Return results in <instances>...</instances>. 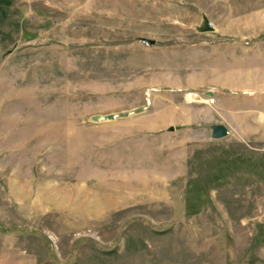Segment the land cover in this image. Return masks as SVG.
<instances>
[{"label": "rangeland", "instance_id": "1", "mask_svg": "<svg viewBox=\"0 0 264 264\" xmlns=\"http://www.w3.org/2000/svg\"><path fill=\"white\" fill-rule=\"evenodd\" d=\"M226 53L264 65V0H0V264H264V100L150 126L157 77Z\"/></svg>", "mask_w": 264, "mask_h": 264}, {"label": "crops", "instance_id": "2", "mask_svg": "<svg viewBox=\"0 0 264 264\" xmlns=\"http://www.w3.org/2000/svg\"><path fill=\"white\" fill-rule=\"evenodd\" d=\"M222 56L225 58L219 64L201 69L195 66L196 72L192 75L187 74L184 67L173 66L153 81L155 89H164V94L151 95L153 132L191 125L227 127L226 119L231 125L241 120L252 121L254 104L264 100V65H254L251 58L246 65L238 62L233 66L228 63L227 53ZM188 91L213 97V105H201L196 112L188 110L182 104L183 94Z\"/></svg>", "mask_w": 264, "mask_h": 264}, {"label": "water", "instance_id": "3", "mask_svg": "<svg viewBox=\"0 0 264 264\" xmlns=\"http://www.w3.org/2000/svg\"><path fill=\"white\" fill-rule=\"evenodd\" d=\"M196 30L198 33H201V34L212 33L214 31L212 25L210 24V22L208 21V19L205 16L202 17V23ZM142 43H147L151 46L154 45L153 41L142 40ZM137 113H138L137 111L133 112L134 115H136ZM129 115H130L129 113H127L124 116L119 114L117 117L123 118V117H127ZM111 119H115V116L114 115L104 116V117L96 116V117H92L91 121L92 122H99V121L103 120V121L107 122V121H110ZM209 131H210V138L213 140L223 139L229 134L228 129L224 125H221V124L212 125L211 127H209Z\"/></svg>", "mask_w": 264, "mask_h": 264}, {"label": "built area", "instance_id": "4", "mask_svg": "<svg viewBox=\"0 0 264 264\" xmlns=\"http://www.w3.org/2000/svg\"><path fill=\"white\" fill-rule=\"evenodd\" d=\"M183 101L185 103H203L205 105H213V97L208 96L207 94H197L187 92L183 95Z\"/></svg>", "mask_w": 264, "mask_h": 264}]
</instances>
